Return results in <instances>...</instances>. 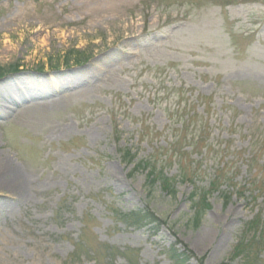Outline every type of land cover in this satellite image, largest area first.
Segmentation results:
<instances>
[{
  "label": "rangeland",
  "instance_id": "1",
  "mask_svg": "<svg viewBox=\"0 0 264 264\" xmlns=\"http://www.w3.org/2000/svg\"><path fill=\"white\" fill-rule=\"evenodd\" d=\"M0 68V264H264V0H0Z\"/></svg>",
  "mask_w": 264,
  "mask_h": 264
},
{
  "label": "trees",
  "instance_id": "2",
  "mask_svg": "<svg viewBox=\"0 0 264 264\" xmlns=\"http://www.w3.org/2000/svg\"><path fill=\"white\" fill-rule=\"evenodd\" d=\"M68 54H72L71 57L72 58H66L65 60V63L66 64H69L70 61L74 60L73 62L76 63V64H83L85 63V59L84 57H82V53H77L79 55L76 54V51H72V53H68ZM16 66H12L10 70H16ZM4 69L3 68H0V76L3 75L4 73ZM192 116H187V117H184V119L179 122L180 126H179V129L182 131L183 130H189L190 133H187L190 135V137H187V134H185V137L183 139H185L188 143H191L193 145V147L191 148L192 151L194 152H200V149H197V148H200L198 143L199 142H205L206 139H207V132L205 131H201L200 129H195V125L192 124L193 121H191ZM205 122H207V120H205ZM207 125V123H206ZM192 130L194 131H198L200 130V132L197 134V133H192ZM179 131V132H181ZM188 131V132H189ZM178 132V131H177ZM178 132V134H179ZM202 145V143L200 144ZM198 146V147H197ZM212 146V145H210ZM204 147V146H203ZM212 148H216V150H214V155L217 153H220V151H223V149H220V147H214L212 146ZM122 153V157L123 159L128 162L129 164H132V165H137L140 169L144 170L146 172V175H145V183L146 185H148V187H155L154 185L155 184H158L159 186H161V188L163 189V191H165L166 193H174V185L176 184V179H172L170 180L162 171V168L161 167H158L154 164L153 160L151 158H149V160L145 161V160H136L135 161V154L134 153H131V150L128 148L126 149L125 151H121ZM223 155L220 156V158L222 157ZM213 157V156H211ZM217 156L215 157V163H216V168L215 171L217 173L220 172V170L223 169V167L225 166V164H221V167L219 168L218 167V164L219 163V159H216ZM227 164V162H226ZM182 170L179 169V172H178V177L180 178H183V179H187V175L185 174H181ZM217 175V174H216ZM189 179V178H188ZM194 180H195V177L191 178V181H192V184H193V191H192V196L190 198L191 202H192V210H193V213H194V220L197 222L201 216L203 215V212L206 210L207 208V205L208 203L207 202V195L205 194H201L199 189L196 187L195 183H194ZM225 180L226 178H224L223 180V183H219L218 184V189H220V187L222 185H225L226 186V183H225ZM212 183V182H211ZM211 183H209L211 185ZM257 182H252V183H249L251 184L250 186H252L253 184H255ZM214 184H215V181H214ZM206 207V208H205ZM129 217H131L132 221L136 224H138L141 220H146L147 219V223H152L154 221H156V218L151 215L148 211H144V210H138L137 212L136 211H133V212H130L128 214ZM197 224V223H196ZM172 250H169L168 252V256L169 258L175 263V264H184V262L180 259V256L177 255L176 253V249L174 248V246H172ZM238 247H236V251H238ZM167 254V253H166ZM245 254H248V253H245Z\"/></svg>",
  "mask_w": 264,
  "mask_h": 264
},
{
  "label": "bare ground",
  "instance_id": "3",
  "mask_svg": "<svg viewBox=\"0 0 264 264\" xmlns=\"http://www.w3.org/2000/svg\"><path fill=\"white\" fill-rule=\"evenodd\" d=\"M8 97V96H7ZM6 96L4 98L1 97L0 100V113L1 111H5V108L8 106L4 105L1 101H14L12 97L9 96L7 98ZM0 168L6 171L8 174H10L8 184L0 183V188L7 189L9 188L13 192H19V190L22 188V177L21 175L16 171V168L12 165V162L4 157L0 156ZM6 186V187H5Z\"/></svg>",
  "mask_w": 264,
  "mask_h": 264
}]
</instances>
